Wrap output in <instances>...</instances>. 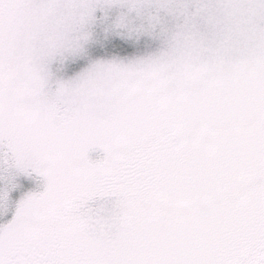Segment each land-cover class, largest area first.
<instances>
[{
  "label": "rangeland",
  "instance_id": "1",
  "mask_svg": "<svg viewBox=\"0 0 264 264\" xmlns=\"http://www.w3.org/2000/svg\"><path fill=\"white\" fill-rule=\"evenodd\" d=\"M2 6L0 264L34 263L39 243L51 260L78 219L91 226L75 236L102 264H152L158 249L166 264L169 245L197 242L235 264L229 208L264 205V0ZM156 113L184 158L185 192L145 204L144 185L109 179L145 152ZM251 254L264 261V247ZM88 256L74 264L99 263Z\"/></svg>",
  "mask_w": 264,
  "mask_h": 264
},
{
  "label": "trees",
  "instance_id": "2",
  "mask_svg": "<svg viewBox=\"0 0 264 264\" xmlns=\"http://www.w3.org/2000/svg\"><path fill=\"white\" fill-rule=\"evenodd\" d=\"M3 1L4 0H0V12L3 7ZM152 120L154 130L152 142L145 148L144 153L137 155L134 159L126 161L118 174L111 177L109 182L121 181L126 184L144 185L146 192L144 194L143 203L145 204H149L153 200L157 199L162 189L163 191H168L169 195L177 194L181 201L184 199V197L182 199L180 198V196L182 197L184 195L183 185L185 192L184 177L186 176L184 174V158L181 151L178 149L173 131L166 122L165 118L160 115V113H156L153 115ZM159 180L161 182H159ZM148 187L151 189H148ZM155 188L157 189L156 193L154 191L156 190ZM153 191L154 193H152ZM255 198H257V200L254 202L250 199L248 201L242 200L241 205L237 204L236 206H231L228 211V219L225 224L227 229V242L231 250L235 251L236 248H238L236 252V257H238L236 258V261L232 260L235 264H238L243 258V261H246V264H264V261L259 262L255 260L251 254L253 251L264 247V205L258 200V196ZM238 201H240V198L234 202ZM251 204H256V207L254 208ZM171 207L168 211H164V213H167L168 216H170V213L174 212L173 204ZM151 211L156 213L158 212V209L155 208L154 205V207L151 208ZM149 219L154 220L153 217L147 218L145 222ZM156 219L158 221V218ZM87 222L88 225H85L78 219L74 225L69 226V228L66 229V232L71 238L66 244L68 247L67 249L57 250V252L55 251L53 258L48 260L49 264H74L76 257L81 254L84 253L85 256H88L85 253H89L92 250L90 245L88 251L85 252L80 245V239L75 236L79 231L88 232L91 224L89 219ZM186 223L188 225L190 224L188 218H186ZM148 226L149 225L147 224V228ZM157 226H159V224H157ZM154 227L156 226L151 225L150 230H153ZM58 228L60 227H57L56 236L58 234L59 239L64 231ZM54 239H56V237ZM146 240H148V238H146ZM261 242L263 243L261 244ZM138 245L140 247L139 252H147V246H150L151 244L138 243ZM252 245L257 246L251 249ZM38 246H40V243ZM157 251L159 254H156L157 256L153 255L157 258L150 260L152 264H159L163 258L161 257L160 249ZM74 253L76 254L75 257L73 256ZM90 256L88 257L91 259V262L93 260L96 262L98 260V264H102L104 262L92 251ZM163 256L167 257L165 261L166 264H217L214 263V260L207 257L204 247L198 242L193 244L191 252L185 250V248L181 245L177 249L173 244L169 245L165 255ZM69 259H71V261ZM80 261L82 262L83 260Z\"/></svg>",
  "mask_w": 264,
  "mask_h": 264
},
{
  "label": "flooded vegetation",
  "instance_id": "3",
  "mask_svg": "<svg viewBox=\"0 0 264 264\" xmlns=\"http://www.w3.org/2000/svg\"><path fill=\"white\" fill-rule=\"evenodd\" d=\"M221 159H222V156H219ZM254 169V168H253ZM252 169V172H251V174H252V176H254L255 175V169L253 170ZM225 171H226V169H224ZM222 171V170H221ZM228 173V172H227ZM229 175V174H228ZM230 177V176H229ZM43 249L41 248V246H39V248H38V251H37V256H36V259H38V261L36 262V259H35V261L34 262H36V264H40L41 263V261H43L44 260V258H45V256H44V254H43V251H42ZM43 262H46V264H49L48 263V260L47 259H45V261H43ZM30 264H34L33 262L31 263L30 262Z\"/></svg>",
  "mask_w": 264,
  "mask_h": 264
}]
</instances>
